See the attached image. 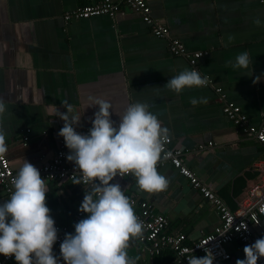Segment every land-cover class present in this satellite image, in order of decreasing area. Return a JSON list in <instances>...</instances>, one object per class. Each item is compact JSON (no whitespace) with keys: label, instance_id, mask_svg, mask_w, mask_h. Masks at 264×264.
<instances>
[{"label":"crops","instance_id":"1","mask_svg":"<svg viewBox=\"0 0 264 264\" xmlns=\"http://www.w3.org/2000/svg\"><path fill=\"white\" fill-rule=\"evenodd\" d=\"M101 1L0 0V99L5 103L0 130L15 173L24 159L41 170L56 154L63 139L57 134L63 120L56 110L66 111L63 101L81 115L76 128L80 133L91 127L98 109L85 110L89 96L108 100L117 124L126 107L140 101L168 129L171 147L182 150L189 169L235 210L253 186L264 185V148L225 116L216 89L222 90L227 102L239 106L252 125H264V78L253 84V77L244 74L252 69L253 75L264 73L263 4L260 0H147L152 17L186 46L187 53L178 56L170 52L168 40L153 36L142 17L122 0H111L121 8L114 17L65 20L67 14ZM256 19L261 23L256 24ZM243 50L251 63L247 69L233 67ZM195 52L203 53L197 70L209 86L185 87L180 93L163 88L170 76L191 69L188 55ZM194 97L196 105L190 103ZM201 97L206 102H199ZM157 169L169 181L162 191L140 190L132 175L118 182L128 198L147 202L167 218L170 235L185 234L191 243L214 233L220 219L212 203L172 163ZM45 185L55 223L68 227V218L79 211L88 189L70 181H45ZM5 199L0 189V201ZM254 229L264 234V218ZM141 234L129 240L128 256L135 264L162 261L145 252ZM243 248L233 242L232 258L218 264H235L237 258H244ZM53 249L56 253L54 245Z\"/></svg>","mask_w":264,"mask_h":264},{"label":"clouds","instance_id":"2","mask_svg":"<svg viewBox=\"0 0 264 264\" xmlns=\"http://www.w3.org/2000/svg\"><path fill=\"white\" fill-rule=\"evenodd\" d=\"M256 24L261 21L256 19ZM251 63L247 50L235 57L233 67L247 69ZM253 84L264 73L253 75ZM205 79L195 68L185 67L163 85L180 93L185 87L202 86ZM155 88V87H154ZM85 110L98 106L86 133L76 130L81 115L73 105L63 101L66 111L56 110L63 120L58 135L69 150L66 159L79 170L75 184L90 185L79 205L87 213L74 222V231L66 232L59 244V254L53 245L58 240V228L46 203L48 192L40 170L27 159L18 167L12 180L13 191L0 201V254L12 256L17 264H135L127 254L128 242L142 232V222L136 216L129 198L117 176L131 174L137 187L147 193L164 190L169 181L157 169V163L170 152L164 151L168 129L146 103L134 101L119 116L118 124L111 118V104L98 96H89ZM199 102H206L201 97ZM190 103L196 105L197 98ZM5 103L0 99V113ZM7 150L3 130H0V153ZM244 225L243 228H246ZM204 256H191L188 264H214L215 255L205 248ZM244 258L235 264H257L264 257V235L243 248ZM62 258V261H61Z\"/></svg>","mask_w":264,"mask_h":264},{"label":"built area","instance_id":"3","mask_svg":"<svg viewBox=\"0 0 264 264\" xmlns=\"http://www.w3.org/2000/svg\"><path fill=\"white\" fill-rule=\"evenodd\" d=\"M134 12L138 13L145 24L149 26L153 36L160 39H167L169 42V50L174 55H185L187 53L186 46L179 40L171 36L170 30L167 25L159 22L152 17L151 7L147 0H122ZM264 6V0H260ZM119 3L111 0H104L95 4L88 5L84 8H79L72 13L65 16V20H80L89 19L94 16L109 15L116 16L120 10ZM203 56L201 52H195L188 55V60L191 69H197V60ZM210 81L205 79L204 86H209ZM218 99L223 103L222 110L225 116L231 122L243 129L244 134L253 138L264 148V125L255 126L250 123L249 118L242 111V109L234 103L225 100L220 88L216 89ZM84 129V133L88 131ZM172 140L167 138L165 141L164 151L170 152L171 155L164 157L158 161L157 167L162 166L165 162H170L179 170L180 174L190 180L191 185L202 194L212 205L216 208L220 224L215 229L214 233L202 236L198 240L191 243L187 242L185 234L170 235L168 233L169 221L162 214H156L153 208L147 202L136 203V200L129 198L132 207L136 206L137 212L135 213L138 219L142 222V234L139 242L143 245V249L147 254L152 257L161 256L165 251L173 253V259L168 263L153 262L151 264H188V258L191 256H204L205 248H209L215 255L214 264L221 261H229L232 258L230 245L238 241L243 246L251 244L254 240L260 237L261 233L255 232L261 220L264 218V185H256L252 187L249 195L238 202L237 208L231 210L229 206L213 192L201 179H199L187 166L182 159V150L174 149L171 147ZM68 149L65 146L64 140H60L56 154L47 163H45L41 170V176L44 181L77 182L79 177V170L74 168L73 162L66 159ZM15 171L12 168L10 161L5 153H0V189L5 193L8 199L13 191L12 180L15 176ZM117 176L113 182L124 180L126 177ZM85 189H89L90 185L77 184ZM125 194V193H124ZM126 195V194H125ZM127 196V195H126ZM86 213L82 211L77 212L76 221L83 218ZM58 228V240L54 244L56 254H59V244L64 238V234L68 232L67 226L55 223ZM247 225L246 228H243ZM62 261V258H61ZM0 264H17L12 256H3L0 259ZM62 264L64 262L62 261ZM257 264H264V257L259 258Z\"/></svg>","mask_w":264,"mask_h":264},{"label":"trees","instance_id":"4","mask_svg":"<svg viewBox=\"0 0 264 264\" xmlns=\"http://www.w3.org/2000/svg\"><path fill=\"white\" fill-rule=\"evenodd\" d=\"M76 216H77V212L75 213V215H73L72 219H71V217L68 218V221H67L68 224L66 223L68 225V227H69V228L67 227L68 230L74 229L73 225H74V222H76ZM155 257L163 259L162 261H159V262L168 263V262H170L173 259V253H171V251H165L164 253L161 254V256H155ZM156 263H158V262H156Z\"/></svg>","mask_w":264,"mask_h":264}]
</instances>
